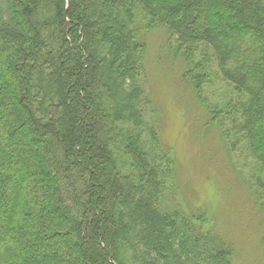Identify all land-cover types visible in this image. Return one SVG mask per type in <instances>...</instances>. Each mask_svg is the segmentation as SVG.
<instances>
[{
  "label": "trees",
  "instance_id": "trees-1",
  "mask_svg": "<svg viewBox=\"0 0 264 264\" xmlns=\"http://www.w3.org/2000/svg\"><path fill=\"white\" fill-rule=\"evenodd\" d=\"M156 27L256 162L264 210V0H0V264H233L167 197L171 153L145 119ZM217 82L230 96L211 104Z\"/></svg>",
  "mask_w": 264,
  "mask_h": 264
},
{
  "label": "rangeland",
  "instance_id": "rangeland-1",
  "mask_svg": "<svg viewBox=\"0 0 264 264\" xmlns=\"http://www.w3.org/2000/svg\"><path fill=\"white\" fill-rule=\"evenodd\" d=\"M143 36V85L154 109L145 119L156 126L173 162L174 187L166 196L187 216L203 215L196 217L197 226L232 246L233 264H264V210L253 177L256 162L244 152L229 151L219 130L209 125V109L183 80L185 63L168 48L167 31L156 27L144 30ZM229 92L220 82L206 88L211 104L219 96L225 101Z\"/></svg>",
  "mask_w": 264,
  "mask_h": 264
}]
</instances>
